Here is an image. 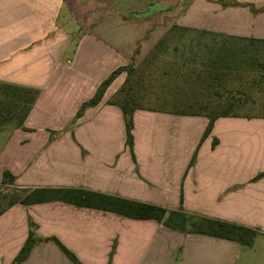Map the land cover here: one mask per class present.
<instances>
[{
	"label": "crops",
	"instance_id": "crops-1",
	"mask_svg": "<svg viewBox=\"0 0 264 264\" xmlns=\"http://www.w3.org/2000/svg\"><path fill=\"white\" fill-rule=\"evenodd\" d=\"M95 1L87 6L78 0H0V82L38 91L23 128L0 127V182L7 171L14 178L7 186L17 189H81L166 209L181 202L193 214L257 231L254 241L264 246V118H218L201 141L204 116L137 110L132 158L122 113L107 104L124 72L96 106L76 117L101 82L133 62L130 49L147 32L155 34L148 52L174 25L264 41V13L249 9L264 8V0H234L239 6L177 0L156 22L141 20L148 16L141 14L163 0ZM84 8H95L102 26L67 22V9ZM205 43L263 47L249 41ZM52 160L57 179L50 181ZM29 223L42 241L21 264H75L58 244L80 264H264V249L257 255L235 241L63 201L6 209L0 215V264L12 262Z\"/></svg>",
	"mask_w": 264,
	"mask_h": 264
},
{
	"label": "trees",
	"instance_id": "trees-1",
	"mask_svg": "<svg viewBox=\"0 0 264 264\" xmlns=\"http://www.w3.org/2000/svg\"><path fill=\"white\" fill-rule=\"evenodd\" d=\"M219 2L223 6L227 5L223 0H219ZM228 5L239 6L241 4L234 0H228ZM249 9L253 14L264 13V8L256 9L250 5ZM185 35H191L188 42L193 43L194 41L195 48H201L206 53V56L204 54L206 58L199 63L198 68L195 66L197 55L193 54L190 49L186 56L180 57V62L163 58L174 39L177 41ZM207 38H210V42H257L262 44L263 47L253 48L252 50L244 47L239 49L213 48L208 47L205 43L208 40ZM177 49L178 47L174 46L172 52L175 53ZM258 54L264 57V41L229 38L207 32L191 31L174 25L147 53L137 68L129 66L118 68L101 82L92 98L80 106L76 117H80L88 107L96 106L101 101L109 85L120 73L124 72L125 78L121 86L107 100V104L118 107L122 113L125 145L132 158L134 157L131 131L133 128V114L137 110H155L180 116H204L208 119V124L201 138L202 141L210 133L213 122L218 118H264V116L239 115L236 112V108L243 100V98L239 97V93L235 95V93L226 92L223 95L219 90H215L211 94L208 92L209 95L205 94L207 93L206 90L209 91L216 86L224 88L231 74L239 76L241 70L239 67L243 66L242 60L245 61L250 58L248 65H251L256 61ZM164 59L167 61L164 62ZM157 69L160 70V76L165 78L166 82L160 87L157 86L154 92H150L147 87L150 86L148 84L151 81L146 77L145 72L148 73V71ZM262 75L264 74L262 73ZM263 77L260 76V78L264 79ZM139 86L141 88L138 89ZM37 96L38 91L33 88L0 82V127L13 123L16 127L23 128V122L35 103ZM149 96L153 97L152 102H149ZM145 103H148V105L152 104L153 106L151 107L153 108L150 109V106H146L147 104ZM215 143L216 140H213L212 146ZM195 155L196 151L191 158L190 165L193 163ZM261 175L263 174H259L257 177ZM13 180V176L9 172L4 171L0 182V192L1 186L12 185ZM12 191L13 193L6 203L2 206L0 205V215L16 203L31 205L47 201H63L77 206L117 213L135 220H153L170 230L183 234L207 235L235 241L242 246H251L257 235V231L251 228L193 214L187 211L181 202L176 209H166L139 201L73 188H13ZM41 241L35 234L33 224L29 223L27 237L10 264H21L28 257L31 250ZM55 242L57 241L55 240ZM58 245L75 264H80L70 252L60 244Z\"/></svg>",
	"mask_w": 264,
	"mask_h": 264
},
{
	"label": "rangeland",
	"instance_id": "rangeland-1",
	"mask_svg": "<svg viewBox=\"0 0 264 264\" xmlns=\"http://www.w3.org/2000/svg\"><path fill=\"white\" fill-rule=\"evenodd\" d=\"M78 1L82 5H87V6H92V5L95 6V4L97 5L95 0H78ZM94 12H95V8H92V9L84 8L82 9V12H75V11L70 12L67 9V15H66L67 22L70 21L74 23L72 26H102L101 25V19H102L101 15L99 14L96 15ZM164 12L165 10L156 11L148 15L147 17H144V19H141V20H148L149 22H156L161 18ZM154 35H155L154 33L149 34L147 32L145 36H143L140 40L134 43V45L130 49V53L134 60L131 64L128 65L129 67L137 68L141 64L142 62L141 58H143L144 55L148 52L149 47L154 39ZM190 36L191 35L189 36L185 35L183 38H180L177 41L174 39V41L169 45V49H167L165 57L163 58L168 59L170 61L173 60L174 62H180L181 60L180 57L182 58V56L184 55L186 56L190 49L193 54L197 55L195 59V64H196L195 66H197L198 68L199 63L202 60H204V58H206L204 57V54L206 56V53L201 48L196 49L194 41L193 43L188 42V40L190 39L189 38ZM207 39H208L207 41H210V38H207ZM174 46L178 47L175 53L172 52V48ZM249 50H252V49H249ZM165 59H164V62L167 61ZM255 60L256 61L253 64L251 65L249 64L250 66L248 65L250 58H248L245 61L242 60L243 66L239 67L241 69L239 76H235V74H231L229 79L226 81L224 88H220L219 86H216L209 91L206 90L207 93L205 94L209 95L208 92H210L211 94L215 90H219L223 95H225L226 92H230L231 94L235 93V95L236 93H239V97L243 98L242 103L237 105V108H236V112L239 115L241 116H264V79L260 78V76H264L262 75V73L264 74V57L258 54ZM145 73H146L145 74L146 77H148L149 80L151 81L149 84L147 83L148 85H150L147 87V89H149L150 92H154L157 89V86L160 87V85L166 82V79L160 76L161 72L158 69L151 70L150 72L148 71V73L147 72ZM124 78H125V73L121 74L120 79L114 83L115 84L114 86L119 85L116 88V90L121 86ZM139 88H141V86H139L138 89ZM148 100L149 102L150 101L152 102L153 97L151 98L149 96ZM145 104H147L146 106H150L149 107L150 109L153 108L151 107L153 106L151 103H149L151 105H148V103H145ZM141 111H146L149 113L157 112L155 110H141ZM132 136H133V133H132ZM116 147L117 146L115 145L114 148ZM49 163H50V167L48 168V172H49L48 180L51 181L54 178L56 180L57 179V168H56L57 163L54 160H52ZM12 190H13L12 187L1 186V192H0V197H1L0 205L1 206L4 205L7 199L11 196V194L13 193ZM256 241H253V243L254 242L256 243L254 246L252 244L251 246H246V247L253 248L255 253L258 255L264 249V246L260 245L262 242L260 239Z\"/></svg>",
	"mask_w": 264,
	"mask_h": 264
},
{
	"label": "water",
	"instance_id": "water-1",
	"mask_svg": "<svg viewBox=\"0 0 264 264\" xmlns=\"http://www.w3.org/2000/svg\"><path fill=\"white\" fill-rule=\"evenodd\" d=\"M176 2H177V0H163V1L155 2V4L153 6H150L148 11L145 12L144 14H141V16H147V15L153 13L154 11L164 10L167 7L175 4Z\"/></svg>",
	"mask_w": 264,
	"mask_h": 264
}]
</instances>
